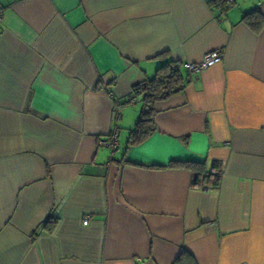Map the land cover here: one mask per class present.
<instances>
[{
    "label": "crops",
    "instance_id": "0c3cea01",
    "mask_svg": "<svg viewBox=\"0 0 264 264\" xmlns=\"http://www.w3.org/2000/svg\"><path fill=\"white\" fill-rule=\"evenodd\" d=\"M0 8V264H173L183 251L264 264V0ZM215 50L220 62L188 75ZM164 59L189 81L126 148L141 103L125 100ZM171 160L219 161V185L146 166Z\"/></svg>",
    "mask_w": 264,
    "mask_h": 264
},
{
    "label": "trees",
    "instance_id": "16d2710c",
    "mask_svg": "<svg viewBox=\"0 0 264 264\" xmlns=\"http://www.w3.org/2000/svg\"><path fill=\"white\" fill-rule=\"evenodd\" d=\"M252 14L261 16L258 9H253L244 14L243 19L247 20ZM182 64L171 59H164L156 68L153 77L144 78L141 82L131 88L125 103L135 101L140 96L141 108L139 115L131 128L126 148L137 145L146 140L155 131V115L157 113L156 103L166 100L181 92L189 81L187 75L181 72ZM126 163H131L127 161ZM142 165V164H141ZM144 166V165H143ZM151 168L183 167L191 172L190 185L192 188H215L219 185L222 164L219 161H212L210 165L204 162L171 160L164 165H146ZM173 264H196L193 257L186 251Z\"/></svg>",
    "mask_w": 264,
    "mask_h": 264
},
{
    "label": "built area",
    "instance_id": "2783aa9c",
    "mask_svg": "<svg viewBox=\"0 0 264 264\" xmlns=\"http://www.w3.org/2000/svg\"><path fill=\"white\" fill-rule=\"evenodd\" d=\"M214 2H220L224 5V7H230L235 0H213ZM2 19V9L0 8V21ZM223 59V52L219 50L211 51L205 53L201 60L198 62H186L184 64V68L188 75H192L194 73H199L204 71L209 66L220 62ZM102 145H108L111 149H114L117 145V133L113 132L110 136V140L107 142H101ZM87 222V217L84 218V223Z\"/></svg>",
    "mask_w": 264,
    "mask_h": 264
}]
</instances>
